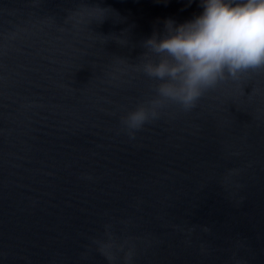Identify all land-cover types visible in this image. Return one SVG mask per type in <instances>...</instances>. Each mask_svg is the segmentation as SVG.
<instances>
[{
	"label": "water",
	"instance_id": "95a60500",
	"mask_svg": "<svg viewBox=\"0 0 264 264\" xmlns=\"http://www.w3.org/2000/svg\"><path fill=\"white\" fill-rule=\"evenodd\" d=\"M199 0H0V264H264V69L129 137L143 42Z\"/></svg>",
	"mask_w": 264,
	"mask_h": 264
},
{
	"label": "clouds",
	"instance_id": "9594fccd",
	"mask_svg": "<svg viewBox=\"0 0 264 264\" xmlns=\"http://www.w3.org/2000/svg\"><path fill=\"white\" fill-rule=\"evenodd\" d=\"M202 12L182 24L164 22L143 42L140 71L154 94L121 117L129 137L163 111L192 110L209 89L264 69V0H199Z\"/></svg>",
	"mask_w": 264,
	"mask_h": 264
}]
</instances>
